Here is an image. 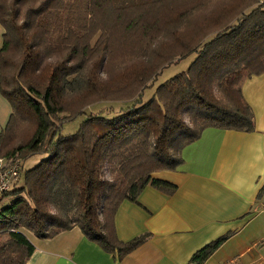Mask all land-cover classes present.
<instances>
[{"label": "trees", "instance_id": "16d2710c", "mask_svg": "<svg viewBox=\"0 0 264 264\" xmlns=\"http://www.w3.org/2000/svg\"><path fill=\"white\" fill-rule=\"evenodd\" d=\"M0 25V94L11 107L0 157L20 164L0 194L12 198L0 207V264H25L34 250L26 232L50 238L73 226L121 258L148 236L117 237L123 200L148 184L172 193L175 184L153 175L176 170L203 129L255 128L241 84L264 72V0H0ZM100 102L120 105L62 132Z\"/></svg>", "mask_w": 264, "mask_h": 264}, {"label": "crops", "instance_id": "0c3cea01", "mask_svg": "<svg viewBox=\"0 0 264 264\" xmlns=\"http://www.w3.org/2000/svg\"><path fill=\"white\" fill-rule=\"evenodd\" d=\"M2 33L0 25V46ZM241 92L253 111V131L203 129L183 147L176 170L153 175L175 184L172 193L148 184L135 201L118 205L117 237L148 233L142 243L117 258L78 226L50 238L26 232L34 250L25 264H194L195 251L225 234L201 264H264V72L246 78ZM10 111L0 95V129Z\"/></svg>", "mask_w": 264, "mask_h": 264}, {"label": "rangeland", "instance_id": "374dc122", "mask_svg": "<svg viewBox=\"0 0 264 264\" xmlns=\"http://www.w3.org/2000/svg\"><path fill=\"white\" fill-rule=\"evenodd\" d=\"M0 41H1V37H0ZM193 57H194V55L192 54V55L188 56L187 58L180 60L176 64H171V65L165 67L162 70V73L156 78L154 84L157 85L159 82L164 81L165 79H167L168 77L173 75L175 72H178V71L184 69ZM152 91H153V88L152 89L151 88L146 89L144 91V97H148L152 93ZM119 105H120L119 103H113L112 104V102H104V103L100 102V103H97L95 105H92V106L86 108L84 114L77 116L75 119H73L71 121L65 122L62 125V132L63 133H69V132L74 131L76 129V127L78 126V123L82 119H84L86 113H94V112L111 113V112L117 111V108L119 107ZM218 129H221V128H218ZM35 160H36V158H30L27 161V163L24 164V168L33 165V163H35L34 162ZM18 180H19L18 184H21V181H22L21 176ZM11 199L12 198L10 196L5 197L3 200L0 201V207L4 204L9 203L11 201Z\"/></svg>", "mask_w": 264, "mask_h": 264}, {"label": "built area", "instance_id": "2783aa9c", "mask_svg": "<svg viewBox=\"0 0 264 264\" xmlns=\"http://www.w3.org/2000/svg\"><path fill=\"white\" fill-rule=\"evenodd\" d=\"M20 174L19 162L0 157V194L8 190Z\"/></svg>", "mask_w": 264, "mask_h": 264}]
</instances>
